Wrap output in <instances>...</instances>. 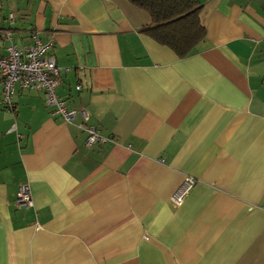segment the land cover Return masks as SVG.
Here are the masks:
<instances>
[{
    "label": "crops",
    "instance_id": "0c3cea01",
    "mask_svg": "<svg viewBox=\"0 0 264 264\" xmlns=\"http://www.w3.org/2000/svg\"><path fill=\"white\" fill-rule=\"evenodd\" d=\"M194 1L206 38L178 58L127 0H0L15 44L53 39L57 95L107 139L87 147L80 118L15 90L0 108V264H264V0Z\"/></svg>",
    "mask_w": 264,
    "mask_h": 264
},
{
    "label": "built area",
    "instance_id": "2783aa9c",
    "mask_svg": "<svg viewBox=\"0 0 264 264\" xmlns=\"http://www.w3.org/2000/svg\"><path fill=\"white\" fill-rule=\"evenodd\" d=\"M15 19L14 13H8L6 17L8 27L0 29V42L7 44L6 55L0 58V108L9 111L14 109L12 98L16 89L35 91L43 95L44 105L49 108L51 117L59 118L65 124H74L80 118L78 127L86 133L87 147L107 141L98 130L89 125V116L84 108L70 109L66 100L57 95L60 69L49 55L53 39L44 41L38 32L31 31L27 43L15 44L11 39L10 29ZM192 184L191 180H186L172 195L170 201L174 206L181 204ZM15 201L20 206L33 207L27 185L18 188Z\"/></svg>",
    "mask_w": 264,
    "mask_h": 264
},
{
    "label": "trees",
    "instance_id": "16d2710c",
    "mask_svg": "<svg viewBox=\"0 0 264 264\" xmlns=\"http://www.w3.org/2000/svg\"><path fill=\"white\" fill-rule=\"evenodd\" d=\"M148 14L150 23L141 31L178 58L197 51L206 31L200 20L202 7L194 0H127Z\"/></svg>",
    "mask_w": 264,
    "mask_h": 264
},
{
    "label": "rangeland",
    "instance_id": "374dc122",
    "mask_svg": "<svg viewBox=\"0 0 264 264\" xmlns=\"http://www.w3.org/2000/svg\"><path fill=\"white\" fill-rule=\"evenodd\" d=\"M8 2H9V5H11V6H19V7H21L22 6V8H24V7H26L27 5H29L33 0H7ZM17 8V7H16ZM15 8V9H16ZM25 10V9H24ZM9 11H11V9L9 10L8 9V7H3L2 9H1V13L3 14V15H5V18L7 17V15H8V13H9ZM15 11H17V10H14V12ZM16 13L17 12H15L14 14L16 15ZM18 17H19V13H18V15H17Z\"/></svg>",
    "mask_w": 264,
    "mask_h": 264
}]
</instances>
